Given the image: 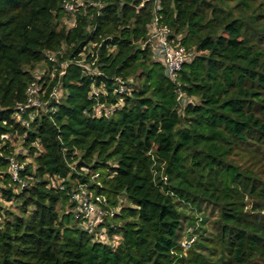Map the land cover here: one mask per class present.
<instances>
[{"label":"trees","instance_id":"trees-1","mask_svg":"<svg viewBox=\"0 0 264 264\" xmlns=\"http://www.w3.org/2000/svg\"><path fill=\"white\" fill-rule=\"evenodd\" d=\"M62 1L0 0V197L18 207L0 202V264H264V48L236 0H159L171 39L197 52L176 82L148 41L155 0L86 3L71 26ZM34 81L46 104L19 109ZM20 136L32 160L15 180ZM81 183L108 199L119 244L80 226ZM204 204L213 231L199 237L196 214L185 246L182 207Z\"/></svg>","mask_w":264,"mask_h":264},{"label":"built area","instance_id":"built-area-1","mask_svg":"<svg viewBox=\"0 0 264 264\" xmlns=\"http://www.w3.org/2000/svg\"><path fill=\"white\" fill-rule=\"evenodd\" d=\"M88 3L89 5L96 6L98 8L103 6L102 0H63L61 4L62 10L66 14H72L74 17V22L76 20V13L80 8ZM143 5V3H142ZM155 16L153 18L152 26L150 28V34L148 41L152 47L151 42L155 45V52L158 56V60H161L167 68V73L173 81H178L181 71L183 70L184 65L189 62L194 56L190 48L174 42L171 39V28L166 24L160 23V15L158 11L160 10L159 0H155L154 4ZM58 53H49L48 58L55 61ZM85 62V58L79 60V62ZM82 62V63H83ZM70 63L67 61L65 67ZM92 65V64H91ZM90 64H87L89 67ZM64 68V67H63ZM64 73V71L62 72ZM42 85L38 81L30 83L28 86V100L26 104H20L19 109L24 108H42L46 102L41 98ZM126 88L122 84L120 87V92H125ZM51 96L57 97V89L51 93ZM183 98L185 100V94L181 93L179 99ZM99 113L105 112L107 115L112 114V108L106 106H99ZM10 171L13 174L15 180H19L18 172L23 165L15 160L14 157L11 159ZM13 168V170H12ZM97 176V175H96ZM95 176V177H96ZM23 186L26 185V182H22ZM100 184V182H98ZM96 187H92L88 183H81L77 188L73 190L71 195V200L76 203L74 211L76 217L80 221V226L86 230L89 234H93L96 238L109 237L108 227L106 226L107 221L112 217L115 212L107 208L108 199L100 194H97V191L94 190ZM111 227L115 228V224H111ZM115 237V236H113ZM112 239L111 237H109ZM185 244V243H184Z\"/></svg>","mask_w":264,"mask_h":264},{"label":"rangeland","instance_id":"rangeland-1","mask_svg":"<svg viewBox=\"0 0 264 264\" xmlns=\"http://www.w3.org/2000/svg\"><path fill=\"white\" fill-rule=\"evenodd\" d=\"M242 1L243 0L231 1L229 3L230 4L229 8L232 9L233 14L235 16L242 18L246 22L247 26H249L248 27L250 29L249 32L252 35L253 41L257 43V47H260L261 49H263L264 48V0H247L246 3H243ZM63 19H64V23L67 26L74 25V20H73L74 17L72 14H66ZM151 44H152L153 56L155 59H157L158 56L155 52V45L153 42H151ZM191 51L193 52V56H195L197 54L195 49H191ZM55 62H58L57 56H56ZM60 63H61L62 67H65L67 61H62ZM46 69H47V63L45 61L37 64V66L33 72H34V74L38 80L44 74ZM133 83L135 85H137V84H139V80L133 79ZM95 90H97V89H95ZM63 92L64 91L61 88L57 89V97L60 98L63 95ZM189 99L196 100V98H194V97H187L186 98V100H189ZM12 139H13L12 140V146L14 148L13 157L15 158V160L18 161V159H16L17 154H22L23 156H27L25 161H23L24 163H21L23 166L27 162H31L32 159L28 156V151L24 147V144H23V137L22 136L13 137ZM18 162H21V161L19 160ZM12 170H13V168H12ZM53 183L58 184L59 181L54 180ZM0 202L2 204H4L7 208L10 207V209H12L13 211H15V212L18 211V207L16 206L15 203L8 202V201L2 199L1 197H0ZM126 202L127 201H125V204H126ZM70 204H71V200L66 205L67 210L69 209ZM182 212L184 214V227H183V231H182V240L183 241L186 238V230H188L189 226H191L192 223L195 221V215L196 214H201L204 217V219L206 220V223L203 224V226L200 228V231H198V234H197L199 237L201 235L204 238H206V236H209L212 233L213 223L217 220V218L219 216L218 212L212 206H209L207 204H204L201 207H193L191 205H183ZM98 239L103 240V241L108 242V243L112 242L113 245H117V244H119V241L121 240V235H117L116 237H113V239H110L109 237L98 238ZM189 244H190L189 241L185 240L183 242V245H185V246L189 245ZM189 246H187V247H189Z\"/></svg>","mask_w":264,"mask_h":264},{"label":"clouds","instance_id":"clouds-1","mask_svg":"<svg viewBox=\"0 0 264 264\" xmlns=\"http://www.w3.org/2000/svg\"><path fill=\"white\" fill-rule=\"evenodd\" d=\"M185 101H186V99H185Z\"/></svg>","mask_w":264,"mask_h":264}]
</instances>
